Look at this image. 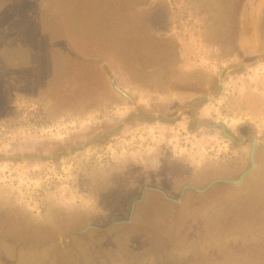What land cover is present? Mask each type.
Instances as JSON below:
<instances>
[{"label":"rangeland","instance_id":"374dc122","mask_svg":"<svg viewBox=\"0 0 264 264\" xmlns=\"http://www.w3.org/2000/svg\"><path fill=\"white\" fill-rule=\"evenodd\" d=\"M263 53L264 0H0V264H264Z\"/></svg>","mask_w":264,"mask_h":264},{"label":"water","instance_id":"95a60500","mask_svg":"<svg viewBox=\"0 0 264 264\" xmlns=\"http://www.w3.org/2000/svg\"><path fill=\"white\" fill-rule=\"evenodd\" d=\"M263 57H264V53H263V54H259L258 56H254V57L252 58V59H253V62H252L251 64L257 63V62L260 61ZM232 66H234V67H239V68L241 67V68H243V69H246V68L249 67L250 65L245 64V63H240V62H230V63H227V64L222 68V70L220 71V73H219V75H218V83H219L221 89L223 88L222 76H223L224 72H225L227 69H229L230 67H232ZM109 73H110V75H111V72H109ZM111 80L114 81V78H111ZM115 86H116L117 89H119L120 91H122L123 93H125L126 95H128L123 89H121V87H120L119 85L116 84ZM219 93H220V91L217 92V93H215V94H213V95H203V96H201V97H198V98L194 99L191 103H189V105H185V106L181 107V108L179 109V111H178L175 115H173V116H166V115H162V114L149 115V114H147V113H145V112H142V111H139V110L137 109L135 112L131 113L130 115H128V116L126 117V119L123 120L122 126L125 125V124H127L128 121H129L128 119H130L133 115L138 114V112H139V113H142V114L145 115V116L148 115V116H150V118H151L152 120H156V121H157V120H158V121H164V122L178 121V120H180V118L182 117V115L185 113L186 108H188V107L190 106V108H191L190 110H191V112H192L193 109L195 108L196 104H198V103H202V102L205 104V102L212 101V100H214V99L217 97V95H218Z\"/></svg>","mask_w":264,"mask_h":264},{"label":"crops","instance_id":"0c3cea01","mask_svg":"<svg viewBox=\"0 0 264 264\" xmlns=\"http://www.w3.org/2000/svg\"><path fill=\"white\" fill-rule=\"evenodd\" d=\"M258 35H259V33L255 30V32H254V37H255V40L256 41H258ZM205 111V110H204ZM178 121H180V120H178ZM181 121H183V120H181ZM183 127H184V124H183ZM173 138H177V136L176 135H174L173 136ZM193 143V145H197L196 143H194V142H192ZM175 144H178V141L175 143ZM203 146H204V144H203ZM188 147V146H187ZM200 147H202V144L200 145ZM204 148V147H203ZM184 149V147L183 148H181V150H183ZM180 150V151H181Z\"/></svg>","mask_w":264,"mask_h":264},{"label":"flooded vegetation","instance_id":"af4514ba","mask_svg":"<svg viewBox=\"0 0 264 264\" xmlns=\"http://www.w3.org/2000/svg\"><path fill=\"white\" fill-rule=\"evenodd\" d=\"M57 70H58V68H57L56 70H54L53 73L55 74ZM59 75H60V74H59ZM256 140H257V138H256V136H254V143L256 142ZM254 150H255V149L253 148V151H252V157H254V156H253V154H254ZM253 163H254V162H253Z\"/></svg>","mask_w":264,"mask_h":264},{"label":"built area","instance_id":"2783aa9c","mask_svg":"<svg viewBox=\"0 0 264 264\" xmlns=\"http://www.w3.org/2000/svg\"><path fill=\"white\" fill-rule=\"evenodd\" d=\"M179 132H180V131H179ZM187 136H189V134H187ZM191 142H192V141H188V143H190V144H191ZM188 143H187V144H188Z\"/></svg>","mask_w":264,"mask_h":264}]
</instances>
